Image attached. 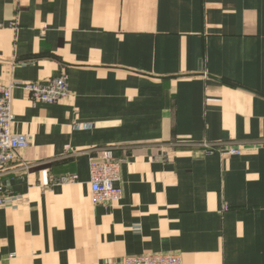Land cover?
Here are the masks:
<instances>
[{"label":"crops","instance_id":"1","mask_svg":"<svg viewBox=\"0 0 264 264\" xmlns=\"http://www.w3.org/2000/svg\"><path fill=\"white\" fill-rule=\"evenodd\" d=\"M63 71L62 101L12 91L30 141L0 171V264H264V0H0V83Z\"/></svg>","mask_w":264,"mask_h":264},{"label":"built area","instance_id":"2","mask_svg":"<svg viewBox=\"0 0 264 264\" xmlns=\"http://www.w3.org/2000/svg\"><path fill=\"white\" fill-rule=\"evenodd\" d=\"M20 87L30 95L33 102L52 104L69 96L68 78L61 74L45 82L0 83V171L7 169L18 159V153L25 150L30 138L12 131L13 115L11 111L12 91ZM207 153L218 151L216 145L203 144ZM229 154H239V150H229ZM122 161L115 159L110 153H103L98 158L89 160V188L96 204L110 206L122 199L120 183V167ZM11 198L0 187V207ZM119 264H182L181 259L174 254H154L141 256H126Z\"/></svg>","mask_w":264,"mask_h":264}]
</instances>
